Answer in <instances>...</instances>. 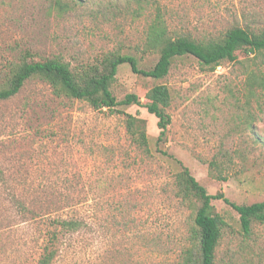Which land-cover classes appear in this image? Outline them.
<instances>
[{
    "label": "rangeland",
    "instance_id": "rangeland-1",
    "mask_svg": "<svg viewBox=\"0 0 264 264\" xmlns=\"http://www.w3.org/2000/svg\"><path fill=\"white\" fill-rule=\"evenodd\" d=\"M0 0V82L28 48L62 56L73 69L122 49L149 69L145 51L156 8L128 0ZM172 30L219 36L234 24L264 25V0H158ZM264 57L225 60L216 68L192 55L174 59L161 79L119 67L112 90L119 100L157 84L172 94L166 140L143 105L123 112L94 109L58 96L38 78L0 100V264H37L56 217H81L87 227L60 233L53 264H183L193 222L178 196L185 166L211 194L237 204L264 200V89L249 90ZM147 120L148 149L128 132L127 114ZM213 163L215 165H213ZM24 205L27 207L25 208ZM226 226L217 264H264V222L243 230L239 213L214 199Z\"/></svg>",
    "mask_w": 264,
    "mask_h": 264
},
{
    "label": "trees",
    "instance_id": "trees-1",
    "mask_svg": "<svg viewBox=\"0 0 264 264\" xmlns=\"http://www.w3.org/2000/svg\"><path fill=\"white\" fill-rule=\"evenodd\" d=\"M128 1H135L139 5L138 9L146 2L155 3L156 11L147 29L144 48L145 51L158 55L154 66L142 69L137 57L124 53L122 49H116L105 52L95 63L73 69L62 56H45L26 48L9 63L6 75L0 82V100L13 97L29 80L38 78L49 83L56 95L85 100L97 110L107 108L111 112L120 113L123 112L120 106L143 105L158 118V141L163 142L171 123L169 107L172 94L169 86H153L146 93L145 103L135 93H128L119 100L112 90V84L121 65L129 64L135 73L161 79L168 75L177 57L192 55L202 64L212 68L218 67L225 60L264 57V25L255 29L234 24L219 36L196 38L191 33L172 30L158 0ZM54 5L60 10H66L68 7L63 0H56ZM248 86L250 91L257 86L264 89V73L253 70L248 79ZM146 124L145 118L127 114L128 132L136 143L148 149ZM256 134L258 141L264 143V130L262 134ZM175 184L178 196L188 205L193 215L188 245L182 256L183 264H217L218 247L227 223L224 217L215 211L214 199H224L239 213L246 233L251 230L254 221L264 222V200L252 204H237L225 198L222 191L211 194L188 167L184 166L176 174ZM24 207L27 208L25 205ZM50 225L56 229L49 232L37 264H53L58 255L57 242L60 233L78 231L87 227V222L81 217H56L51 220Z\"/></svg>",
    "mask_w": 264,
    "mask_h": 264
}]
</instances>
